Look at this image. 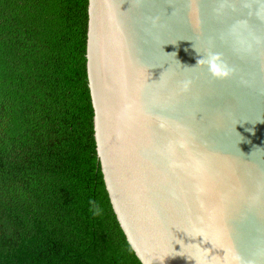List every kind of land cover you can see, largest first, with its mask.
<instances>
[{"label": "water", "instance_id": "water-1", "mask_svg": "<svg viewBox=\"0 0 264 264\" xmlns=\"http://www.w3.org/2000/svg\"><path fill=\"white\" fill-rule=\"evenodd\" d=\"M95 155L140 264H264V0H87ZM219 54L223 78L205 61Z\"/></svg>", "mask_w": 264, "mask_h": 264}, {"label": "trees", "instance_id": "trees-1", "mask_svg": "<svg viewBox=\"0 0 264 264\" xmlns=\"http://www.w3.org/2000/svg\"><path fill=\"white\" fill-rule=\"evenodd\" d=\"M87 0H0V264H140L95 155Z\"/></svg>", "mask_w": 264, "mask_h": 264}, {"label": "clouds", "instance_id": "clouds-1", "mask_svg": "<svg viewBox=\"0 0 264 264\" xmlns=\"http://www.w3.org/2000/svg\"><path fill=\"white\" fill-rule=\"evenodd\" d=\"M208 64V70L211 74H213L216 77L223 78L229 74V70L220 62V56L219 54H210L207 57V60L204 59H197L196 64H202V63Z\"/></svg>", "mask_w": 264, "mask_h": 264}]
</instances>
